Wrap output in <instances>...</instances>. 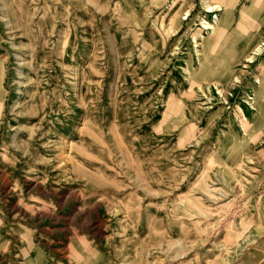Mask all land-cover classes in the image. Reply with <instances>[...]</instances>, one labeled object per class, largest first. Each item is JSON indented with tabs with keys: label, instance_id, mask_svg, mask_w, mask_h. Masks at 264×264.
Returning a JSON list of instances; mask_svg holds the SVG:
<instances>
[{
	"label": "rangeland",
	"instance_id": "1",
	"mask_svg": "<svg viewBox=\"0 0 264 264\" xmlns=\"http://www.w3.org/2000/svg\"><path fill=\"white\" fill-rule=\"evenodd\" d=\"M207 1L0 0V264H264V0Z\"/></svg>",
	"mask_w": 264,
	"mask_h": 264
},
{
	"label": "bare ground",
	"instance_id": "2",
	"mask_svg": "<svg viewBox=\"0 0 264 264\" xmlns=\"http://www.w3.org/2000/svg\"><path fill=\"white\" fill-rule=\"evenodd\" d=\"M234 0H227L226 3V7L224 9V7H222L223 5H221L220 3H210V2H205L204 3V8H205V12H209L211 14V20H204L203 23V29L206 30V32H212L216 29L215 26L218 27L219 24L223 23L224 18L220 17V12L223 11V9L225 10V13L228 14V16L230 15L233 5H234ZM236 2V1H235ZM236 6V5H235ZM203 20V19H202ZM262 24H264V19H262ZM202 25V24H200ZM262 30H264V28L260 29V37L261 40L258 42V44L253 48L252 53L247 55L246 57V61L247 62H253L254 59L257 56H261L264 55V32H262ZM208 34V33H207ZM212 34V33H211ZM202 35V34H201ZM204 36V35H203ZM195 38V37H194ZM195 41V40H194ZM202 41V40H201ZM206 41V40H205ZM204 41V42H205ZM194 43V42H193ZM196 43V41H195ZM194 43V44H195ZM202 43V42H201ZM201 46V45H200ZM194 47H197V45H195ZM204 51V50H203ZM198 52V51H197ZM201 53V52H199ZM198 54V53H197ZM199 55V54H198ZM21 57V56H20ZM262 62H264V57H262ZM215 87V86H214ZM216 89H218L217 87H215ZM209 89V88H208ZM219 90V89H218ZM219 92H223L221 89L219 90ZM218 92V93H219ZM246 103L248 105L254 106V103L252 104V102L254 101L252 96H247V98L245 99ZM12 107V106H11ZM228 108V107H227ZM71 142V141H70Z\"/></svg>",
	"mask_w": 264,
	"mask_h": 264
}]
</instances>
